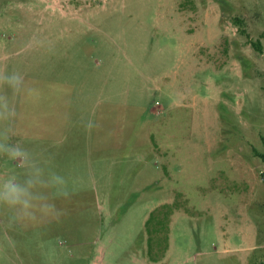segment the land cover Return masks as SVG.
Returning a JSON list of instances; mask_svg holds the SVG:
<instances>
[{
  "label": "rangeland",
  "instance_id": "1",
  "mask_svg": "<svg viewBox=\"0 0 264 264\" xmlns=\"http://www.w3.org/2000/svg\"><path fill=\"white\" fill-rule=\"evenodd\" d=\"M0 69V137L75 191L0 206V264H264V0H0Z\"/></svg>",
  "mask_w": 264,
  "mask_h": 264
},
{
  "label": "clouds",
  "instance_id": "2",
  "mask_svg": "<svg viewBox=\"0 0 264 264\" xmlns=\"http://www.w3.org/2000/svg\"><path fill=\"white\" fill-rule=\"evenodd\" d=\"M5 87L10 88L14 94L25 92L31 95L35 92L19 73L6 74L0 69V122L16 116L15 108L10 106L8 97L3 94ZM93 127L95 124L92 121L85 126L87 130ZM6 139V136L0 137V155L24 169L26 178L21 181L15 174L0 176V206L15 209L18 214L30 219H35V212L38 211L42 216L59 220L62 211L57 209L55 203L49 202L39 189H55L56 197L63 199H69L75 191L70 192L64 177L56 173H52L49 179H44L43 170L30 159V153L19 145L6 143Z\"/></svg>",
  "mask_w": 264,
  "mask_h": 264
},
{
  "label": "crops",
  "instance_id": "3",
  "mask_svg": "<svg viewBox=\"0 0 264 264\" xmlns=\"http://www.w3.org/2000/svg\"><path fill=\"white\" fill-rule=\"evenodd\" d=\"M140 259L139 260H137V262L138 263H140V264H145V263H147L146 261V258L145 257H142V256H138ZM163 264V261H160V262H157L156 264Z\"/></svg>",
  "mask_w": 264,
  "mask_h": 264
},
{
  "label": "trees",
  "instance_id": "4",
  "mask_svg": "<svg viewBox=\"0 0 264 264\" xmlns=\"http://www.w3.org/2000/svg\"><path fill=\"white\" fill-rule=\"evenodd\" d=\"M261 157L263 158V161H264V156H261ZM261 176H262V179H263V182H264V172H262ZM150 220H152V216H151ZM148 222H150V221H148Z\"/></svg>",
  "mask_w": 264,
  "mask_h": 264
}]
</instances>
